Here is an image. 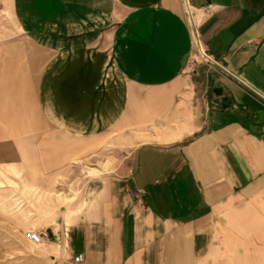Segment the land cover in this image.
Returning <instances> with one entry per match:
<instances>
[{"label":"crops","instance_id":"0c3cea01","mask_svg":"<svg viewBox=\"0 0 264 264\" xmlns=\"http://www.w3.org/2000/svg\"><path fill=\"white\" fill-rule=\"evenodd\" d=\"M187 1L232 76L185 0H0V264H264V0Z\"/></svg>","mask_w":264,"mask_h":264},{"label":"rangeland","instance_id":"374dc122","mask_svg":"<svg viewBox=\"0 0 264 264\" xmlns=\"http://www.w3.org/2000/svg\"><path fill=\"white\" fill-rule=\"evenodd\" d=\"M186 11V10H185ZM186 18L190 21V15L186 13ZM2 25H0L1 27ZM8 34L6 32L0 33V41H7ZM200 60V58H199ZM38 182V179H35ZM89 181L87 178H58V179H47V185L50 192H47L45 195L40 194L41 197H46L48 203L58 204L62 202L67 207L70 206V203L77 201L78 190L84 182ZM100 185L99 182H96ZM37 184V183H36ZM82 184V185H81ZM33 190V189H32ZM38 193H31L32 205L38 202ZM83 200L85 197H88V194L81 195ZM49 206V205H48ZM34 212V210H32Z\"/></svg>","mask_w":264,"mask_h":264},{"label":"built area","instance_id":"2783aa9c","mask_svg":"<svg viewBox=\"0 0 264 264\" xmlns=\"http://www.w3.org/2000/svg\"><path fill=\"white\" fill-rule=\"evenodd\" d=\"M185 4H186V13H188L190 15V24L192 27V31H193V38H195L194 41V46H195V53L192 55L191 61L192 62H196V61H201L204 62L206 65L209 66V69L212 71H216L217 73H224V74H228L230 75L231 73H229L225 67H223L218 61H216L215 59H213L209 53L206 51V49L204 48V46H202V42H200L196 28L194 26V23L192 21V13H191V9L190 6L188 4V1L185 0ZM200 58V60H199ZM232 76V75H230ZM262 100L264 101V97H261ZM26 237L31 240L32 242L39 244L42 243L44 240H47L49 235L48 232L46 230H39V231H29L26 233ZM84 256L83 254H77L74 256V258L71 260L72 264H82L84 263Z\"/></svg>","mask_w":264,"mask_h":264},{"label":"water","instance_id":"95a60500","mask_svg":"<svg viewBox=\"0 0 264 264\" xmlns=\"http://www.w3.org/2000/svg\"><path fill=\"white\" fill-rule=\"evenodd\" d=\"M258 115L260 116V118H262V116L264 115V111L262 112V111H259L258 112Z\"/></svg>","mask_w":264,"mask_h":264}]
</instances>
